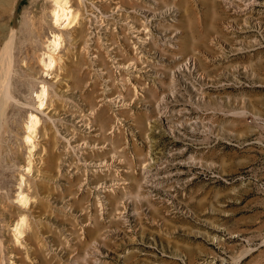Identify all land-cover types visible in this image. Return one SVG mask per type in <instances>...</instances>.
<instances>
[{
	"label": "rangeland",
	"instance_id": "obj_1",
	"mask_svg": "<svg viewBox=\"0 0 264 264\" xmlns=\"http://www.w3.org/2000/svg\"><path fill=\"white\" fill-rule=\"evenodd\" d=\"M79 5L82 36L45 29L55 62L34 70L52 133L26 142L34 81L2 154L0 213L23 176L34 215L6 264H264V0ZM51 6L0 0V53Z\"/></svg>",
	"mask_w": 264,
	"mask_h": 264
},
{
	"label": "bare ground",
	"instance_id": "obj_2",
	"mask_svg": "<svg viewBox=\"0 0 264 264\" xmlns=\"http://www.w3.org/2000/svg\"><path fill=\"white\" fill-rule=\"evenodd\" d=\"M71 1L73 2L75 0H51L52 6L48 12L44 13L43 21L41 22L29 15L18 27L16 26L17 28L15 27L11 30L9 38L2 49V53H0V177L1 172L2 177L5 176L6 178V176L8 177L9 175V166L7 164L10 163V156L5 159L6 157L3 158L2 154L4 155L5 152L9 151L8 148L10 147L8 146V140L9 136L12 135V131H14L13 128L16 124L15 116L17 112L23 111V105L24 107L27 106L25 104L22 105L19 100L21 98L22 89L29 83H34V81L35 83L37 82V85H41V91L36 96L38 99V106L27 104L31 105L33 110L35 109L39 113L44 114L45 119L41 121L36 113L30 111V118L27 120L28 123L26 126V142L29 144L30 148L33 149L36 144H39L37 134L39 138L41 137V140L42 138L47 140L50 133H52V126H50L49 120L52 119L51 114H53V112H50L51 108H46L45 105L46 100H48L47 94L49 86H47L45 79L40 77L36 78L34 70L36 66L44 69H51L52 64L55 62V57L51 52L53 50L50 51L44 47L45 43L42 42L41 39L45 29L51 28V30H54L53 40L50 43L52 46L54 44L55 48H58V45H60V39L63 33H66L65 35L70 42L73 41L76 36H82L84 18L79 5L81 0H77L78 5H76L77 8L75 9L71 8V4H69ZM55 31H57V33ZM46 58L49 61H47ZM51 90L52 95L51 97L49 96V99L52 103L59 96L54 86H51ZM24 101L25 100H23V102ZM5 161L7 167L5 168L3 166L5 168L3 169L2 163ZM30 182L29 179L25 180L22 176L19 191L17 196L15 195V198L18 200L17 202L20 204L19 210L21 213H0V264H6V260L9 259V256H11L10 254L13 253V247L10 248L8 244V236L11 235L15 242L18 243L19 239L25 240L34 233L32 226L34 215L30 213L29 209V195L31 194L28 193L31 191L28 192L23 187L24 183L29 187ZM6 184L7 182L5 179L0 183V200L2 201L6 198L8 199L7 193H5V195L2 193L4 191H2V189L5 188ZM29 188L31 189V187ZM26 192L28 193L26 194ZM5 207H2V209Z\"/></svg>",
	"mask_w": 264,
	"mask_h": 264
}]
</instances>
